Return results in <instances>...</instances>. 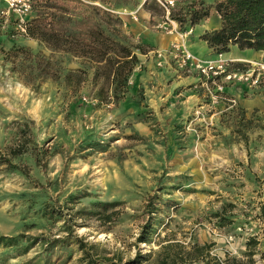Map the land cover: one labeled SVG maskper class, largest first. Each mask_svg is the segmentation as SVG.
I'll return each mask as SVG.
<instances>
[{"label":"rangeland","instance_id":"rangeland-1","mask_svg":"<svg viewBox=\"0 0 264 264\" xmlns=\"http://www.w3.org/2000/svg\"><path fill=\"white\" fill-rule=\"evenodd\" d=\"M217 1L203 0L208 22L196 26L210 28L205 32L214 31ZM189 5L174 0L173 14ZM40 6L35 2L32 19ZM104 8L114 17L88 21L86 9H71L56 26L84 40L87 27L97 26L132 50L138 63L118 100L107 71L80 48L74 54L75 44L61 39L57 49L0 29V238L15 239L0 241V264H86L77 239L120 264L137 251L155 264L160 246L174 242L212 243L209 255L223 264H264V82L231 89L233 108L211 105L195 74L158 66V49L137 35L141 28L165 32L156 28L166 22L156 0H108ZM196 26L178 30H191L189 50L209 58ZM21 135L28 153L13 157L9 147ZM153 195L154 233L136 243Z\"/></svg>","mask_w":264,"mask_h":264},{"label":"trees","instance_id":"trees-1","mask_svg":"<svg viewBox=\"0 0 264 264\" xmlns=\"http://www.w3.org/2000/svg\"><path fill=\"white\" fill-rule=\"evenodd\" d=\"M184 1L190 2L186 12L178 15L173 14V9L170 12V19L178 25L188 23L190 27L196 26L200 21L209 17L210 9L204 7L203 0ZM96 2L101 3L102 7L96 5ZM36 3L42 4L40 6L42 12L40 16L36 15L29 22L27 35L46 42L49 47L55 43L53 48L57 49L60 48L58 44L61 39L64 46L75 44L74 54H77L76 49L80 48L83 56L93 62L96 70L105 69L107 71L105 79L111 89V97L117 100L121 98L128 89L130 75L138 63V58L132 50L114 41L97 26L87 27L84 31L86 40L62 32L56 26L63 15L69 14L71 9H86L89 12L88 21H92L94 15L111 19L114 14L104 8L108 7V0H36ZM214 10L221 20V26L212 32H205L200 36V39L205 41L215 54L228 53L230 45L237 46L239 50L264 53V0H219L215 3ZM61 49L63 48L61 47ZM64 50L70 53V48L65 47ZM97 94L99 101L106 100L107 94L103 88L99 89ZM24 138L21 135L15 146L9 147L8 151L11 156L17 157L28 153L29 141ZM7 162L9 163V161ZM158 199V196L153 195L146 203L145 209L150 213V216L141 226L136 243L150 242L158 217V213L150 211V208L156 210V207H152V200ZM152 213L154 216L151 215ZM261 218L264 220V208H261ZM0 241L9 245L15 243L14 238L1 237ZM76 241L78 248L83 253L82 262L97 264L101 260L111 262V264H120V261L113 262L109 258L100 257L98 245L84 243L82 239ZM252 241L253 239H249L247 245L249 246ZM212 246V243L182 245L177 242L161 245L155 253V264H192L199 261L205 264H223L219 259L209 255ZM136 248H138L137 244ZM150 257V254L142 255L137 251L134 258L125 264H153L149 261Z\"/></svg>","mask_w":264,"mask_h":264},{"label":"built area","instance_id":"built-area-1","mask_svg":"<svg viewBox=\"0 0 264 264\" xmlns=\"http://www.w3.org/2000/svg\"><path fill=\"white\" fill-rule=\"evenodd\" d=\"M156 1L166 20L156 28L176 37L168 48L152 51L158 66L172 65L179 71L195 74L200 79L209 103L214 106H236L237 101L231 92H228L229 89L261 86L264 82V58L257 61L232 59L225 57V53L215 54V57L210 59L195 56L186 45L188 35L192 31L179 32L178 24L170 19L174 0ZM35 2L36 0H0V29H12L28 37L27 26L32 19Z\"/></svg>","mask_w":264,"mask_h":264},{"label":"crops","instance_id":"crops-1","mask_svg":"<svg viewBox=\"0 0 264 264\" xmlns=\"http://www.w3.org/2000/svg\"><path fill=\"white\" fill-rule=\"evenodd\" d=\"M215 14H216L215 16H211V19L213 20L212 21V25H213L212 28H213V30L219 29L220 26H221V20H220L219 16H217V13L216 12H215ZM204 22L206 24V22H208V19H207V21H204ZM196 27H198L200 29L199 30L200 32H198V34H196V36H195V38L197 40L196 42L197 43H201L204 47H206V49L209 52V58H203V59L214 58L215 57V53L213 52V50L208 47V45H207V43L205 41H203V40L200 39V36L202 34H204L206 30H210V28H208L206 25L205 26L204 25L203 26L202 25H199V26H196ZM137 35L139 37H141L142 42H144L145 44H147L149 46H152L153 49H163V48H166V47H168L169 45H171V43H173L176 40V37L174 35H170V34H167L165 32L158 33V31L157 32H152V31L149 32L147 30H143L142 28L139 29ZM187 47H188V45H187ZM188 49H189V47H188ZM191 53L194 54L195 56H197L195 53H193V52H191ZM228 55H231L232 57H234L236 59H243V60H250V59H252L251 61H255V60H259L258 58L261 57V56H263V53L262 52H255L253 50H239L237 48V46H231L230 47V53H225L224 54L225 57L228 56ZM255 58H257V59H255ZM192 77H193L192 82L195 80V82H194L195 83V87H197L199 89L198 91L203 96H205V91H204L202 85L200 84V79L198 77H195V75H192ZM189 79H190V76L188 78H186L185 80H189ZM230 91H231V89L228 90V92H230ZM255 102H257V101H255V100H253V101H247L246 102V106L247 105L248 106H251L253 104H256ZM216 257H217V255H216ZM197 264H204V263L203 262H199Z\"/></svg>","mask_w":264,"mask_h":264}]
</instances>
